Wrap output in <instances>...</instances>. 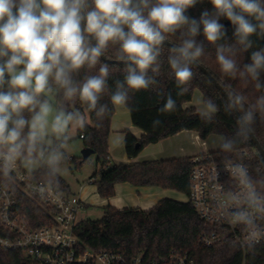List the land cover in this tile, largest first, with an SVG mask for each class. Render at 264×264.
Listing matches in <instances>:
<instances>
[{
	"label": "clouds",
	"instance_id": "clouds-1",
	"mask_svg": "<svg viewBox=\"0 0 264 264\" xmlns=\"http://www.w3.org/2000/svg\"><path fill=\"white\" fill-rule=\"evenodd\" d=\"M198 0H0V177L13 184L14 169L43 162L59 182V170L68 159L73 128H84L86 117L72 111L68 102L79 98L98 118L109 111L100 103L110 91L114 106L129 105V93L157 85L160 57L168 35L179 33L180 43L169 48L167 63L185 95L193 78L192 66L204 55L196 37L201 28L215 45L222 73L251 83L252 102L241 92H225L224 111L235 117L232 135L213 138V149L230 154L255 135L258 116L264 117V48L253 51L241 67L238 51L253 47V35L264 38V0H210L213 11L199 19L186 14ZM221 17L235 26V43H220L226 35ZM110 44L119 45L117 61L123 63V80L108 86L110 64L101 60ZM95 75L82 69H95ZM163 96V93H158ZM199 116L215 121L219 106L211 99L198 101ZM176 100L167 95L159 112H174ZM27 113V115H26ZM161 123L153 121V126ZM264 163V159H261ZM222 171L235 182L220 185L221 215L245 232L250 250L264 242V179L256 178L244 163L224 157Z\"/></svg>",
	"mask_w": 264,
	"mask_h": 264
},
{
	"label": "trees",
	"instance_id": "trees-1",
	"mask_svg": "<svg viewBox=\"0 0 264 264\" xmlns=\"http://www.w3.org/2000/svg\"><path fill=\"white\" fill-rule=\"evenodd\" d=\"M204 10L213 11L210 0H198L195 6L187 10L186 14L199 19ZM219 22L224 25L226 30V35L220 43L234 44L235 26L225 17H221ZM227 22L231 25H226ZM196 39L203 43L205 50L198 62L207 68L226 91L241 92L248 97L249 102H252L255 96L262 94L256 92L251 83L244 84L238 77L233 78L222 73L216 59L215 45L206 40L202 28ZM250 39L253 41V47L247 51H238L236 56L241 67L250 62L253 51L264 48V38L253 35ZM167 40L173 44L180 43L179 33L169 34ZM169 48V46H165L162 49L161 68L156 76L157 85L148 90L129 93L130 99L127 108L131 112L132 122L144 131L141 137L135 136L130 131L127 132L124 144L130 158L137 157L149 144L157 143L184 130L197 132L203 140L213 134L232 135L236 130L235 117L224 111V96L196 66H192L193 78L187 85L188 93L182 96L177 95L178 85L174 73L167 63ZM118 54V44H110L105 51V56L112 60H117ZM101 60L104 61L102 58ZM123 67L122 64H110L111 74L108 78V86L111 91L115 90L116 80H123ZM98 68L99 65L95 69H82L79 78L82 79L85 73L95 75ZM261 79L264 80V74L261 75ZM196 89L202 92L203 99H211L219 106L220 110L216 114L214 122L207 123L201 119L195 107H184L186 103L192 101ZM158 93H163V96ZM110 94V91H106L100 100V103L109 105V111L103 118H98L95 112L90 111L79 98L67 104L69 110H78L84 116L89 115L91 120V123H86L84 128H78V136L83 140L84 147L93 149L97 155V170L93 175L95 178L93 182L97 186L99 195L102 198H111L116 193L117 183L129 182L135 186L175 189L188 196L192 158H172L134 164L112 163L108 141L115 106L111 104ZM169 94L176 100V110L174 112H159L158 109L163 106ZM156 119H159L161 123L154 127L153 121ZM255 136L264 148V117L258 116ZM211 154L216 160H224L227 155L231 160L244 161L251 167L254 177L264 179V163H261L263 158L252 139L241 143L233 153L225 154L216 150ZM66 161L74 163L75 167L85 162L81 157L79 160L72 158ZM30 173L33 178L39 181L53 183L60 189L69 192L68 183L60 175L59 182H57L56 177L50 175L43 164L37 171ZM0 184L9 183L0 177ZM10 185L15 187L22 211L31 225L41 227L54 223L47 208L15 185ZM210 231H212V227L200 218L191 202H179L169 198L161 200L149 210L139 208L119 210L110 206L105 208L100 219H82L76 226V233L81 242L93 251L106 249L125 253L130 257L142 255L147 260L163 258L172 251H179L189 253L195 264H264V245L246 251L229 242L206 247L201 243L200 238L204 232ZM0 264L36 263L22 251L0 247Z\"/></svg>",
	"mask_w": 264,
	"mask_h": 264
},
{
	"label": "built area",
	"instance_id": "built-area-1",
	"mask_svg": "<svg viewBox=\"0 0 264 264\" xmlns=\"http://www.w3.org/2000/svg\"><path fill=\"white\" fill-rule=\"evenodd\" d=\"M83 137V135H82ZM68 159L71 160L69 154ZM224 160H216L210 153L191 159L189 202L200 218L212 227L201 235V243L211 247L229 242L243 251L245 232L229 223L221 215L220 185L234 186L230 176L221 170ZM234 163L244 161L232 160ZM13 185L49 210L52 225L34 227L27 220L19 203L17 191L10 184H0V247L19 250L36 264H195L186 252L172 251L166 257L147 260L142 255L130 257L125 253L102 249L93 251L84 246L76 233L80 214L85 208L83 200L53 183L39 181L18 162L14 169ZM260 245H264L262 242ZM257 245V246H260Z\"/></svg>",
	"mask_w": 264,
	"mask_h": 264
},
{
	"label": "crops",
	"instance_id": "crops-1",
	"mask_svg": "<svg viewBox=\"0 0 264 264\" xmlns=\"http://www.w3.org/2000/svg\"><path fill=\"white\" fill-rule=\"evenodd\" d=\"M198 91L201 93V99H203L202 92L196 89L192 101L186 103L185 108L195 107L199 112L193 103L195 94ZM86 123L90 124L87 117ZM128 131L137 137H141L144 134L143 130L133 124L130 110L127 107L117 105L115 106V113L111 123V134L108 141L111 161L114 164H134L172 158H193L200 154L216 151L208 143L202 141L203 139L197 132L184 130L157 143L149 144L137 157L130 158L126 153L124 144ZM90 179H93V176ZM79 186L78 192H74L69 188V193L79 196L83 200L85 203L83 212L88 210L87 205L89 203L102 208L104 211L105 208L110 206L119 210L126 208L149 210L166 197H174L173 191L168 189L158 186H135L129 182L117 183L115 186L116 193L111 198H102L94 182L90 186L85 183Z\"/></svg>",
	"mask_w": 264,
	"mask_h": 264
},
{
	"label": "rangeland",
	"instance_id": "rangeland-1",
	"mask_svg": "<svg viewBox=\"0 0 264 264\" xmlns=\"http://www.w3.org/2000/svg\"><path fill=\"white\" fill-rule=\"evenodd\" d=\"M201 100V93L198 91L195 94L193 103L198 108H200V105L198 101ZM87 119L90 121L89 115H85ZM219 134H213L209 136L205 141L210 145L211 148H213L211 141L213 138L217 137ZM71 140L69 142L67 153L72 158H82V150L84 148L83 140L78 136V128H73L70 132ZM218 150V149H216ZM22 164V163H21ZM43 164L41 161L40 163H37L32 166V169L28 171L22 164V167L27 172H35L39 169L40 165ZM97 170V155L92 154L87 160H85L84 163L79 164L77 167H75V164L72 162H67L63 164L62 168L59 170L60 176L68 183L69 188L74 191L78 192L79 185L85 183L88 186L92 185V182L95 180V178L90 179L94 175V173ZM170 191H173L174 197H166L169 199H173L179 202H188L189 198L186 194L175 190V189H168ZM178 198V199H177ZM87 209L85 212H81L80 219H91V220H97L100 219L103 214L104 210L100 207H96V205H93L92 203H89L87 205Z\"/></svg>",
	"mask_w": 264,
	"mask_h": 264
},
{
	"label": "water",
	"instance_id": "water-1",
	"mask_svg": "<svg viewBox=\"0 0 264 264\" xmlns=\"http://www.w3.org/2000/svg\"><path fill=\"white\" fill-rule=\"evenodd\" d=\"M226 25H231V23L227 22ZM173 43L168 41L166 42L165 46H171ZM102 59L109 63V64H122L118 62L117 60H112L109 59L105 56L102 57ZM196 66L198 69H200L211 81L212 83L216 86V88L221 92V94L224 96L225 98V92L226 90L224 89V87L217 81V79L207 70V68L203 65H201L199 62H197ZM252 141L257 149V151L259 152V154L262 156V158L264 159V148L262 147V145L260 144L259 140L256 138V136L254 135V137L252 138ZM92 154H95V151L89 147H84V149L82 150V158L83 160H87Z\"/></svg>",
	"mask_w": 264,
	"mask_h": 264
}]
</instances>
